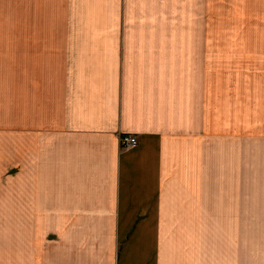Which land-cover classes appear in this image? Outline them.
I'll return each instance as SVG.
<instances>
[{
    "label": "crops",
    "instance_id": "0c3cea01",
    "mask_svg": "<svg viewBox=\"0 0 264 264\" xmlns=\"http://www.w3.org/2000/svg\"><path fill=\"white\" fill-rule=\"evenodd\" d=\"M0 264H264V0H0Z\"/></svg>",
    "mask_w": 264,
    "mask_h": 264
},
{
    "label": "built area",
    "instance_id": "2783aa9c",
    "mask_svg": "<svg viewBox=\"0 0 264 264\" xmlns=\"http://www.w3.org/2000/svg\"><path fill=\"white\" fill-rule=\"evenodd\" d=\"M120 144L124 148H130L137 144V138L134 135H121L120 136Z\"/></svg>",
    "mask_w": 264,
    "mask_h": 264
},
{
    "label": "rangeland",
    "instance_id": "374dc122",
    "mask_svg": "<svg viewBox=\"0 0 264 264\" xmlns=\"http://www.w3.org/2000/svg\"><path fill=\"white\" fill-rule=\"evenodd\" d=\"M4 138V143L6 144V145H8L7 143L9 142L10 143V134H4V136H3V134H1V138ZM7 142V143H6ZM8 182V180L6 181V183ZM5 186H7V185H5Z\"/></svg>",
    "mask_w": 264,
    "mask_h": 264
}]
</instances>
